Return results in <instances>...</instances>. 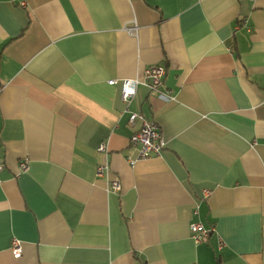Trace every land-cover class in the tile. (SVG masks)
Segmentation results:
<instances>
[{"label":"crops","instance_id":"0c3cea01","mask_svg":"<svg viewBox=\"0 0 264 264\" xmlns=\"http://www.w3.org/2000/svg\"><path fill=\"white\" fill-rule=\"evenodd\" d=\"M0 160V264H264V0H0Z\"/></svg>","mask_w":264,"mask_h":264},{"label":"built area","instance_id":"2783aa9c","mask_svg":"<svg viewBox=\"0 0 264 264\" xmlns=\"http://www.w3.org/2000/svg\"><path fill=\"white\" fill-rule=\"evenodd\" d=\"M18 3L24 7L27 4V0H18ZM131 32H136L137 27H130ZM166 75V67L163 65H152L145 69L143 80L124 79L122 81L121 97L125 102H129L136 94V90L139 84H145L152 91L159 90L163 85V80ZM110 84L117 83L116 79H111ZM140 120V128L134 132L131 136V143L133 146L138 147L137 155H128V161L134 165L138 160L147 159L152 156L160 155L162 149L166 146V141L158 123L145 117L144 115L132 112L130 116V122L134 123ZM99 150L106 151V144H102ZM20 170L26 171L28 169V159H23L20 163ZM4 168V162L0 160V173ZM105 171H109V166L104 165L98 168V175H103ZM1 182V178H0ZM110 187L112 190L119 192L121 190V183L119 179H113L110 181ZM208 194L207 191L205 193ZM192 231V238L201 243L207 240L211 231L207 229L202 222H194L190 226ZM12 251L15 257H20L23 253V247L21 240L14 238L12 242Z\"/></svg>","mask_w":264,"mask_h":264}]
</instances>
